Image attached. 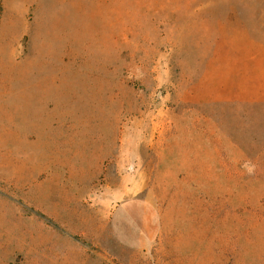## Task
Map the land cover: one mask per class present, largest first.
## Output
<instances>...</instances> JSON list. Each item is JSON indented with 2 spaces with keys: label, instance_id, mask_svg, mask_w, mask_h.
Instances as JSON below:
<instances>
[{
  "label": "rangeland",
  "instance_id": "rangeland-1",
  "mask_svg": "<svg viewBox=\"0 0 264 264\" xmlns=\"http://www.w3.org/2000/svg\"><path fill=\"white\" fill-rule=\"evenodd\" d=\"M249 38L264 0H0V264H264V102L190 103Z\"/></svg>",
  "mask_w": 264,
  "mask_h": 264
},
{
  "label": "crops",
  "instance_id": "crops-1",
  "mask_svg": "<svg viewBox=\"0 0 264 264\" xmlns=\"http://www.w3.org/2000/svg\"><path fill=\"white\" fill-rule=\"evenodd\" d=\"M246 43L244 61L238 70L243 75H231V72L237 71H232L233 66L238 64L232 63L225 68V65L217 64V60L212 58L207 62L202 77L191 87L190 103L264 102V45L252 38L247 39ZM227 70L230 74L225 76Z\"/></svg>",
  "mask_w": 264,
  "mask_h": 264
}]
</instances>
